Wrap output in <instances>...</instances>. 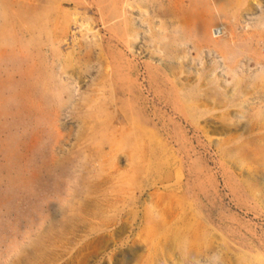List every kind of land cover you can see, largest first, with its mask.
I'll use <instances>...</instances> for the list:
<instances>
[{
	"label": "rangeland",
	"instance_id": "obj_1",
	"mask_svg": "<svg viewBox=\"0 0 264 264\" xmlns=\"http://www.w3.org/2000/svg\"><path fill=\"white\" fill-rule=\"evenodd\" d=\"M263 182L264 0H0V264H264Z\"/></svg>",
	"mask_w": 264,
	"mask_h": 264
},
{
	"label": "bare ground",
	"instance_id": "obj_2",
	"mask_svg": "<svg viewBox=\"0 0 264 264\" xmlns=\"http://www.w3.org/2000/svg\"><path fill=\"white\" fill-rule=\"evenodd\" d=\"M72 20H73V19H72ZM86 26H87V25H86ZM224 36H225V34H224ZM58 55H59V54H58ZM60 58H61V57H60ZM60 61H61V60H60ZM59 74H60V73H59ZM60 75H61V74H60ZM229 76H230V75H229ZM226 77H227V76H226ZM234 77H235V76H234ZM224 78H225V77H224ZM57 79H58V78H57ZM260 83H261V82H260ZM62 88H63V87H62ZM65 88H66V87H65ZM65 88H64V90H63L64 93H65V90H66ZM60 89H61V88H60ZM67 92H68V91H67ZM72 92H73V91H72ZM60 93H61V92H60ZM66 94L68 95V93H66ZM71 98H72V97H71ZM57 100H58V99H57ZM71 100H72V99H71ZM71 100H70V101H71ZM65 102H66V100H65ZM67 102H68V101H67ZM63 103H64V102H63ZM221 150H222V149H221ZM229 151H230V150H229ZM233 157H234V156H233ZM228 158H229V156H228ZM232 160H233V159H232ZM239 161H240V160H239ZM241 163H242V162H241ZM253 177H254V176H253ZM255 178H256V177H255ZM253 179H254V178H253ZM258 179H259V178H258ZM263 183H264V182H263ZM261 185H262V184H261ZM152 202H153V201H152ZM154 203H156V202H154ZM151 205H152V204H151ZM153 205H154V204H153ZM153 205H152V206H153ZM148 207H149V205H148ZM154 208L156 209V206H155ZM152 209H153V207H152ZM168 210H169V209H168ZM161 211H162V210H161ZM169 212H170V211H169ZM154 214H155V213H154ZM168 214H169V213H168ZM156 216H157V215H156ZM165 219H166V218H165ZM162 241H163V240H162ZM174 245H175V244H174ZM166 247H167V246H166ZM242 259H243V258H242ZM148 261H149V260H148ZM176 262H177V261H176ZM194 263H195V262H194Z\"/></svg>",
	"mask_w": 264,
	"mask_h": 264
},
{
	"label": "built area",
	"instance_id": "obj_3",
	"mask_svg": "<svg viewBox=\"0 0 264 264\" xmlns=\"http://www.w3.org/2000/svg\"><path fill=\"white\" fill-rule=\"evenodd\" d=\"M213 31V35H217V37H220V36H222L223 35V32H222V29L221 28H215L214 30H212ZM214 31L216 32V33H214Z\"/></svg>",
	"mask_w": 264,
	"mask_h": 264
},
{
	"label": "crops",
	"instance_id": "obj_4",
	"mask_svg": "<svg viewBox=\"0 0 264 264\" xmlns=\"http://www.w3.org/2000/svg\"><path fill=\"white\" fill-rule=\"evenodd\" d=\"M255 25H257V23H254V22L250 23L251 27H256ZM223 59H225V58H223Z\"/></svg>",
	"mask_w": 264,
	"mask_h": 264
}]
</instances>
